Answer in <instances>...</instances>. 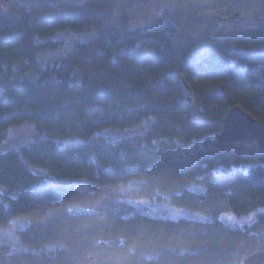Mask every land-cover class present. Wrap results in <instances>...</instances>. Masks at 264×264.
<instances>
[{"label": "trees", "instance_id": "16d2710c", "mask_svg": "<svg viewBox=\"0 0 264 264\" xmlns=\"http://www.w3.org/2000/svg\"><path fill=\"white\" fill-rule=\"evenodd\" d=\"M65 29L91 35L41 65L61 44L42 38ZM235 104L264 122V0L3 3L0 139L13 124L37 130L0 152V226L26 222L20 249L0 243V264H243L264 250V147L216 138ZM144 120L142 133H102ZM72 135L83 141H60ZM33 166L55 182L33 185ZM164 195L203 217L136 206Z\"/></svg>", "mask_w": 264, "mask_h": 264}, {"label": "rangeland", "instance_id": "374dc122", "mask_svg": "<svg viewBox=\"0 0 264 264\" xmlns=\"http://www.w3.org/2000/svg\"><path fill=\"white\" fill-rule=\"evenodd\" d=\"M38 1V0H32ZM39 1H62V0H39ZM75 2H82L84 0H68ZM91 35V31H79L73 29H65L59 30L51 35L44 36L42 39L46 40L49 38L61 40V44L55 47H45L42 49L39 61L41 65H45L50 59L55 56H58L60 53H64L71 49L73 45L78 40L87 39ZM206 51V46L201 45L196 48L195 54L197 57H201ZM30 77L29 73L24 75H20L14 77L12 82H22ZM10 83L8 81L2 80L1 84L5 85ZM150 126V120H144L139 124H136L132 127H129L124 130H113L106 129L103 130L102 133L105 135L118 139L123 138L130 135H135L138 133H142ZM37 126L34 121H26L19 124H13L9 126L5 135L2 139H0V152L5 150L10 145H21L27 143L33 136L36 134ZM44 136V135H42ZM61 142L67 143L71 141H83V138L77 135L67 136L60 139ZM33 170L37 172L41 177V180H36L33 185L45 184V183H54L55 180L51 179L47 172L43 168H38L33 166ZM204 187V186H203ZM198 190H201L200 187H196ZM195 188V189H196ZM6 188L0 184V203L7 201V197L5 194ZM136 206L138 209L142 211H147L152 214L162 216V217H170V218H179V217H191V218H199L203 217L201 212L197 210L184 208L180 206L173 205L169 201L168 195H164L162 200H156L153 198H139L136 200ZM255 216L254 213H250L247 215L238 216L233 213H225L223 214V218L231 224H242L248 222ZM26 224L25 220L21 218H14L10 222L8 226L2 227L0 226V243H10L12 248L20 249L21 244L18 239V229L23 227Z\"/></svg>", "mask_w": 264, "mask_h": 264}, {"label": "water", "instance_id": "95a60500", "mask_svg": "<svg viewBox=\"0 0 264 264\" xmlns=\"http://www.w3.org/2000/svg\"><path fill=\"white\" fill-rule=\"evenodd\" d=\"M0 0V9L3 3ZM182 95L186 102L192 103L195 94L184 76H180ZM216 138L223 142H234L245 139H256L264 147V122L244 109L240 104L232 105L223 119V127L216 132ZM243 264H264V250L255 251L243 259Z\"/></svg>", "mask_w": 264, "mask_h": 264}]
</instances>
